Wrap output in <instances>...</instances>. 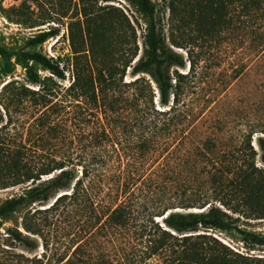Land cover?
Here are the masks:
<instances>
[{
  "label": "trees",
  "instance_id": "obj_1",
  "mask_svg": "<svg viewBox=\"0 0 264 264\" xmlns=\"http://www.w3.org/2000/svg\"><path fill=\"white\" fill-rule=\"evenodd\" d=\"M133 2L146 23L141 53L135 28L126 14L116 15L107 8L103 11L89 8L90 14H84L88 45L77 46L78 39L71 28L73 55L67 58V63L38 51H31L27 56L29 61L59 79H66L70 71L69 85L47 88L46 77L28 61L26 79L39 85L38 90L12 82L4 85L1 94L10 86L13 91L11 104L34 102L46 108L34 117L38 120L33 126L35 131L29 123L23 130L25 138L20 132L18 141L10 132L13 114L8 97L7 100L1 97L0 123L5 116L7 120L0 125V181L6 179V184L13 185L32 180V184L0 206V219L33 202H47L55 197L48 207L51 209L69 198L90 208L96 226H100L101 218H106L103 224L116 239L120 231L129 232L122 240L123 250L128 247L130 233L137 234L141 240L135 252L139 255L144 252L145 258L165 254V264H261L234 252L214 235L197 232L201 229L241 231L240 216L264 218V166L256 164L257 150L251 145V137L244 138L239 147L229 144L223 149L217 148L214 140L194 138L199 126L192 124L193 112L182 102L184 92L178 78L182 74L171 70L173 66L184 67L186 58L168 44L154 2ZM233 4L241 14L258 15L264 24V0L169 1L172 14L179 17L178 29L185 33L183 28H193L199 41L226 23ZM172 43L184 47L174 40ZM128 67L134 76L129 81L124 78ZM152 83L161 105L170 106L168 109L156 108ZM125 104L140 111V126L148 135L140 142L144 153L150 149L156 133L170 130L175 138H186L187 156L179 163L189 166V170L187 173L175 171L170 176L173 187L162 184L166 176L161 173L157 176L162 175V180L145 171L132 174L120 170L116 174L117 188L105 190L110 176L107 159L100 149L104 150V139L111 133L108 119L115 117ZM73 113L74 119L92 121L96 130L101 129L100 135L92 136L89 142V154L63 153L59 158L41 159L38 150L44 147L40 143L44 137L56 139L66 148L74 142L69 123ZM155 113L171 114L170 121H163ZM119 133L117 130L116 135ZM258 144L264 162V136L258 138ZM44 175L49 176L41 180ZM15 177L23 180L17 181ZM141 181L146 188L138 186ZM32 221L25 216L24 229L40 234L41 227ZM8 232L16 241L36 245L35 240L17 227H9ZM111 243L116 251L121 245L114 239Z\"/></svg>",
  "mask_w": 264,
  "mask_h": 264
},
{
  "label": "rangeland",
  "instance_id": "obj_2",
  "mask_svg": "<svg viewBox=\"0 0 264 264\" xmlns=\"http://www.w3.org/2000/svg\"><path fill=\"white\" fill-rule=\"evenodd\" d=\"M152 1L168 44L186 58L184 67L173 66L171 70L172 73L177 71L182 74L178 77L184 92L182 102L185 108L193 112L190 118L192 124L199 126L194 138L214 140L217 148L223 149L229 144L239 147L244 138L251 137V145L257 150L256 164L264 166L258 144V138L264 136V24L260 17L241 14L238 6L233 4L226 23L217 26L213 33L205 34L204 39L199 41L193 28H183L185 33L178 29L179 17L172 14L170 0ZM85 5L88 9L84 8ZM89 8L100 11L107 8L116 15L122 12L126 14L135 28L139 53L142 52L146 23L133 0H0V101L1 97H5V100L8 97L10 103L13 94L11 86L1 94L8 82L38 90L39 85L31 84L26 79L27 61L46 77L47 88L59 89L58 85L63 87L70 84V71H67L66 79H59L29 61L27 56L31 51H38L67 63V58L73 55L71 28L78 39L77 46L88 45L84 14H90ZM172 40L184 47L176 46ZM124 78L127 81L134 78L130 67ZM152 85L156 92V108L168 109L170 106L161 105L156 86L154 83ZM45 108L34 102L24 105L16 101L10 103L13 114L10 132L16 135L18 141L20 132L25 138L23 130L29 123L35 131L33 126L38 124V120L34 117ZM0 110L3 111L1 103ZM140 115L138 108L125 104L115 117L108 119L107 126L111 133L104 139V150L100 149L107 159L106 168L110 176L105 190L117 188L116 174L120 170L132 174L145 171L152 177H158L157 174L161 173L166 176L165 180H162V175L158 178L169 188L174 186L170 176L175 171L187 173L189 170V166L179 163L181 158L185 161L187 156L186 138H175L170 130L163 134L156 133L150 149L144 153L140 142L148 135L143 133L140 126ZM155 115L163 121H170L171 114ZM6 120L5 116L0 125ZM69 120L74 142L66 148L60 141L44 137L40 142L44 147L38 150L41 159L59 158L63 153L72 156L89 154V142L92 136L100 135L101 129L96 130L92 121L74 119V113ZM117 130L118 133L120 131L118 135ZM48 176H42L41 180ZM15 178L17 181L23 180V177ZM4 184L6 179L0 181V206L22 194L32 180ZM138 186L146 188L142 181ZM54 200L55 197L47 202L27 204L0 219V264H165V254L145 258L144 252L140 255L135 252L141 240L137 234L130 233L128 247L123 250L122 240L129 232L120 231L116 239L103 224L106 218H101L100 226H96L90 208H84L68 198L48 209ZM25 216L31 217L32 222L41 227L40 234L24 229L22 221ZM238 224L241 231L201 229L197 232L212 234L234 252L264 264V218L240 216ZM9 227H17L35 240L36 245L29 246L12 239L9 237ZM111 239L121 243L117 251L112 248Z\"/></svg>",
  "mask_w": 264,
  "mask_h": 264
}]
</instances>
